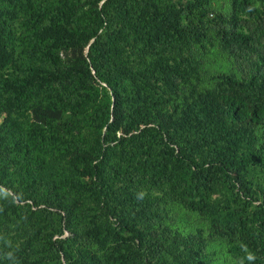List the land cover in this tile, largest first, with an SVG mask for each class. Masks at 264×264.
I'll use <instances>...</instances> for the list:
<instances>
[{"label":"trees","instance_id":"1","mask_svg":"<svg viewBox=\"0 0 264 264\" xmlns=\"http://www.w3.org/2000/svg\"><path fill=\"white\" fill-rule=\"evenodd\" d=\"M21 1L30 5L33 12L26 21L27 27L17 31L2 19L13 4L12 9H16L18 0H0V59L4 58L8 65H4L5 72L0 66V91L12 93L4 103V98H0V114L7 113L0 123V184L8 185L11 177L18 174L17 183L26 186H18L13 195L37 208L29 212L30 219L49 220L50 226L40 234L36 231L29 241L42 240L52 255L64 254L68 240L62 236L70 225L61 228L53 216L60 210L65 215L71 210H83L81 203L72 208L66 205L74 199L87 204V198L94 194V205L107 213L112 210L119 227L138 238V249L126 253L128 264H170L168 256L176 264H189L191 260L195 263L204 256H191L185 249L168 246L165 229L159 235L150 233L157 216L154 212L152 216L147 214L152 202L142 192L148 185L156 191L163 190L176 185L178 176H187L190 193H198L202 201L201 206L199 201L188 208L206 214L213 221L212 227L232 235L230 250L244 251L245 264H264V184L247 189L246 184L252 182L245 175L247 163L235 161L230 165L220 159L213 145L218 138L223 144L225 140L228 144L237 143L245 132L242 143L257 144L259 148L252 160L264 157L263 133L253 139L251 134L256 126L264 129V65H258L264 62V54L257 49L264 37L260 9L252 6L250 0H233L230 15L214 20L218 24L212 26L213 30L220 28L215 36L228 56L238 60L242 56L240 49H248L257 54L258 60L240 80L225 77L226 88L217 97L209 93L215 94L216 90L197 97L194 121L203 124L190 133L192 136L176 133L178 142L174 143L165 139L170 135L166 122L156 124L166 114L151 111L154 106L149 101L141 103L134 94V88L148 87L155 63L173 48L155 28L158 16L141 23L143 14L149 16L150 11L148 7L139 8L141 0ZM188 6L200 7L202 3L193 0ZM241 13H248L256 25L243 20ZM85 15L89 19L81 29L68 27ZM44 22L50 23L53 34H61L64 29L65 40L41 38L39 30ZM171 25L167 23L168 27ZM244 28L246 33L242 32ZM206 34L205 29L194 31L186 42L187 48L192 50L193 42L199 48L198 42ZM65 41V55L71 57L67 62L59 56L60 45ZM128 49L139 56L137 63L128 56ZM191 63L195 68L196 62L192 59ZM81 66L86 67V76L101 92H88L86 78L78 69ZM233 88L234 92H228ZM202 98L210 99L212 104L205 106ZM82 113L85 117L79 118ZM12 114H22L34 120V125L31 129L25 122L19 126ZM213 114L216 119L211 121ZM61 157L87 169L84 173L90 175V182L86 188L80 183L78 169L57 162ZM54 177L67 186L66 191L54 186ZM41 185L45 190L39 189ZM217 187L230 188L232 196L224 201H210ZM70 193L72 199L65 196ZM5 200L10 198H0V203ZM89 226L96 228L95 224ZM5 248L6 244L0 242V255ZM74 264L83 263L78 259Z\"/></svg>","mask_w":264,"mask_h":264},{"label":"rangeland","instance_id":"2","mask_svg":"<svg viewBox=\"0 0 264 264\" xmlns=\"http://www.w3.org/2000/svg\"><path fill=\"white\" fill-rule=\"evenodd\" d=\"M192 1L141 0L139 6V8L148 7L150 10L148 12L149 16L146 13L143 14L141 23H145L148 17L151 20L150 16H158L159 19L155 28L159 29L163 37L168 38L173 48L167 49L160 60L155 63L152 79L148 87L143 88L140 86L134 88V94L141 100V103L149 101L148 104L154 106V109H150L151 111L158 110L156 112L166 114L156 124L166 122L170 135L165 139H170L174 143L178 142L176 133L183 132L188 134L187 136H192L190 133L193 134L195 130L199 129V127L201 128L203 123L194 121L197 114L194 101L197 97L207 93V91L215 90V94L209 93L217 97V94L226 88L223 83L225 77H233L236 80H240L241 76L249 70L251 64L258 60L257 54L248 49H240L241 53L239 54L242 56L235 60L234 57L228 56L223 51L219 39L215 36V33L220 28L213 30L212 26L218 24L214 20L230 15L233 0H199L202 6L190 8L188 5ZM250 2L252 6L260 9L264 18V3L259 4L253 0H250ZM5 5H7V2ZM13 6L14 4L9 8L6 7L9 10V13H7L8 17L6 16L2 20L8 23L12 29L17 31L24 30L27 27L26 21L33 10L30 5L24 4L21 0H18L15 4L16 9H12ZM57 6L58 4L55 3V7ZM139 14L141 13L139 12ZM11 15L14 17L10 18ZM247 15L249 14L247 13ZM247 15L241 13L240 17L243 20H248L249 24L256 25V20L249 18ZM88 19L86 15L81 16L77 19V22H71L67 26L81 29L88 22ZM167 23H172V27H168ZM242 24L246 26L245 22ZM262 24L264 25V19ZM51 28L50 23H42L39 30L40 37H49L54 42H63L65 40L64 34H66L63 31L64 29H62L61 34H53ZM204 29L208 31V34L198 42L200 47L198 48L196 43L193 42V49L189 50L186 42L191 34L194 31ZM242 32L246 33L247 29L244 28ZM261 40V42H258L257 49L261 54H264V37H261ZM64 45H68L66 41L60 45L59 56L60 59L67 62L71 57L65 55ZM127 52L135 63L139 61V56L136 53H131L130 49ZM133 52L136 51L133 50ZM67 54H70V52L68 51ZM192 59L196 62L195 68H193V63H191ZM259 64L263 66L264 62H258ZM4 65L8 66L4 62V58H1L0 66H2V72L6 71ZM78 69H82L83 76L86 78L88 92H101V90H96V85L86 76V67L81 66ZM2 74L4 75V73ZM91 74L94 76L92 69ZM3 78L5 79L6 77ZM234 90L233 88V90L228 92H234ZM4 91L2 89L0 91V98H4L3 103L5 99L8 100L12 96L11 92L5 91L4 94ZM202 101H204L205 106L212 104V101L208 98ZM218 112L221 114L220 110ZM78 115L79 118L85 117L84 113ZM5 117H7V113L2 112L0 114V123ZM11 117L17 118L19 126H22L23 122H25L31 129L32 125H34V120L24 118L22 114H12ZM211 118V121L215 120L216 116L213 114ZM214 127L216 128V126ZM252 129V139L254 135L259 137L261 133L264 136L263 128L256 126ZM245 134L243 132L239 135L238 145L233 141L228 144L226 140L225 144H223L222 139L219 138L215 140L213 145L216 146L217 152L219 151L220 159L225 160L230 165H233L235 161L247 163V174L245 175L248 179L251 178L252 182L246 184V188L254 189L257 184H264V157L256 161L252 160L254 153L259 148L257 144L248 145L242 143ZM260 141H263V137L260 138ZM160 143V140H157V144L160 145ZM57 162L61 166L73 167L72 170L78 169V176L81 178L80 183L86 188L90 182V175L84 173L87 170L86 168L80 164L71 163L67 157H61ZM59 172L63 175L65 174L63 169H60ZM81 172L83 173L81 174ZM18 180V174H16L11 177L8 185L0 184V198H10V201L5 200L0 203V242L6 244L4 253L0 255V264H74L78 259L83 264H128L129 259H127L126 253L129 249H138V238L119 227L112 210L107 213L105 209L102 210L97 205H94L92 201L95 195L93 194L91 195L92 197L87 198V204L84 201L80 202L78 199H74L72 203L66 205V207L72 208L73 206L77 207L81 203L84 204L83 210H71L66 215L65 211L60 210L53 216L57 225L64 228L65 225L69 224L70 229L64 230L62 236V238L68 240L65 244V253H60L59 257L52 255L44 247L42 240L39 242L34 239L29 241L30 236L36 234V231L40 234L50 224L49 220L44 221L43 217L39 219L29 218V212L31 210L35 211L37 208L32 207L30 202H20L13 195L14 190L18 186H26L24 183H17ZM53 180L54 186H60L63 191L67 190V186L60 182L59 177H54ZM175 184L159 191L154 190L149 185L143 188V195H146L152 202V204L148 205V211L146 209L147 214L152 216L154 212V216H157L156 223L151 227L150 233L156 232L159 235L165 229L166 231L163 234H167V237L165 235L162 236H165L168 246H173V248H179L180 250L185 249L191 256L197 253L204 256V258L201 257L202 259L198 258L195 263L192 260L190 262L188 260L189 264H245L243 256L246 254L244 251L236 253L230 250L232 235H228L227 231H221L220 227H212L213 221L206 214H201L188 208L191 203L199 204L200 201L198 193H190L188 177L178 176ZM41 188L45 190L44 185L39 187V189ZM214 190L217 192L212 195L210 201L215 199L224 201L227 197L232 196L230 188L217 187ZM72 195L70 193L65 196L72 199ZM206 200L208 199L203 201ZM201 205L202 201H200ZM132 207V204L128 205L129 210ZM40 208H43V206L41 205ZM62 208L65 207L63 206ZM26 218L27 221H25ZM129 218L133 219V217ZM90 224H95V230L91 229ZM28 231H30V235L27 236ZM35 236L38 237V235ZM233 240H235L234 235ZM234 244H236L235 241ZM137 257H140V255H137ZM167 258L168 263L176 264L171 257L168 256Z\"/></svg>","mask_w":264,"mask_h":264}]
</instances>
